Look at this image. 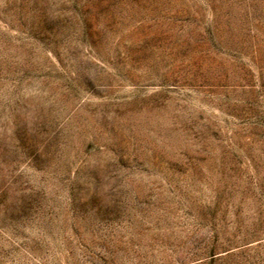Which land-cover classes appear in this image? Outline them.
Masks as SVG:
<instances>
[{
  "label": "rangeland",
  "instance_id": "374dc122",
  "mask_svg": "<svg viewBox=\"0 0 264 264\" xmlns=\"http://www.w3.org/2000/svg\"><path fill=\"white\" fill-rule=\"evenodd\" d=\"M0 264H264V0H0Z\"/></svg>",
  "mask_w": 264,
  "mask_h": 264
}]
</instances>
